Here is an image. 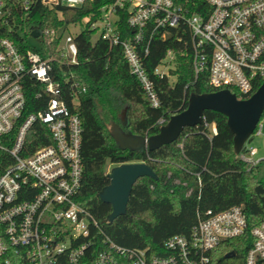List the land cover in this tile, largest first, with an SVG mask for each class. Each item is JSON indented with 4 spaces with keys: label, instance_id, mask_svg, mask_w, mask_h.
Masks as SVG:
<instances>
[{
    "label": "built area",
    "instance_id": "2783aa9c",
    "mask_svg": "<svg viewBox=\"0 0 264 264\" xmlns=\"http://www.w3.org/2000/svg\"><path fill=\"white\" fill-rule=\"evenodd\" d=\"M37 1L13 0L23 11ZM42 1L46 6L80 8L96 0ZM100 2L79 23L99 30L98 39L111 47H122L131 73L153 107L161 103L144 57L155 36L166 38L173 29L190 33L196 78L207 72L213 87H233L239 99L251 97L258 90L257 83L264 80V0ZM8 3L0 0V18L10 13ZM69 27L63 32L46 29L41 34L51 39L60 36L58 51L64 59L60 61L67 66L78 64L77 35ZM126 27L132 33L124 36ZM53 61L36 50L21 49L9 37H0V162L5 164L0 173V264H210L211 254L225 240L246 232V214L242 206H234L209 211L189 237L171 236L165 242V254L121 246L111 239L93 214L76 201L84 175V126L80 115L71 112L62 98ZM175 68L176 54L169 49L154 74L170 78ZM66 82L76 102L86 85L73 73ZM36 85L43 86L49 99L43 108L28 112L27 91ZM42 97L43 92L37 91L36 98ZM167 122L162 117L157 124L161 127ZM211 130L217 133L215 124ZM263 133L260 120L253 135ZM43 141L49 142L39 145ZM238 155L252 165L263 160L256 157L258 147L247 142ZM252 235L245 264H264V222L252 229ZM97 241L103 249L92 259L89 251Z\"/></svg>",
    "mask_w": 264,
    "mask_h": 264
},
{
    "label": "trees",
    "instance_id": "16d2710c",
    "mask_svg": "<svg viewBox=\"0 0 264 264\" xmlns=\"http://www.w3.org/2000/svg\"><path fill=\"white\" fill-rule=\"evenodd\" d=\"M100 4V0H96L80 8L65 5L50 7L38 0L31 9L23 11L19 4L9 0L11 11L0 18V37L11 38L23 50L30 48L40 52L44 58H55L54 77L62 84V98L70 111L78 113L83 121L84 175L76 201L93 214L116 243L129 248L148 249L155 254L166 253L165 242L171 236L189 237L194 226L200 219L206 218L209 211L217 213L242 206L248 221L246 232L225 240L211 254L210 264H245L247 251L254 242L252 229L264 222V178L260 175L259 164L245 162L235 153L234 135L225 115L206 110L205 121L186 127L178 139L152 151L122 149L110 133L111 124L116 123L126 133L154 135L160 130L157 124L160 118L169 120L172 115L187 108L190 93L222 89L210 84L207 72L195 77L189 31L182 33L180 29H173L166 38L155 36L149 54L144 57L160 99L161 105L157 108L152 106L141 83L131 73L122 47H111L102 39L93 40L94 31L89 26L76 36V65L61 63L60 60L64 59L58 51L60 36L51 39L43 35L38 38L40 47L29 43L28 32L31 34L34 29L63 32L96 11ZM125 23L123 20L122 26L125 27ZM131 33V29L126 27L124 36ZM178 36H182L183 40H178ZM145 45L144 42L140 48ZM169 49L176 54V68L170 71L175 77L174 82L167 76L154 74L155 67ZM71 73L86 85V91L77 94L76 102L73 90L66 82ZM263 83L264 80H260L255 89ZM34 87L27 91L28 112L43 108L49 99L43 86ZM229 88L237 93L235 88ZM37 91L43 92L41 100L36 98ZM212 124L217 127L216 134L212 133ZM253 139L254 135L249 141ZM130 162H146L158 179L139 178L133 186L126 213L107 223L112 206L99 196L110 182L107 168L110 164L115 166ZM4 167L5 164L0 162V173ZM102 249L103 245L95 242L89 251L92 259ZM231 251L236 255L225 258Z\"/></svg>",
    "mask_w": 264,
    "mask_h": 264
},
{
    "label": "water",
    "instance_id": "95a60500",
    "mask_svg": "<svg viewBox=\"0 0 264 264\" xmlns=\"http://www.w3.org/2000/svg\"><path fill=\"white\" fill-rule=\"evenodd\" d=\"M42 31L34 29L31 36L41 37ZM206 110L222 113L227 117V124L234 135V151L238 155L264 114V83L247 99H239L230 89H220L207 93L192 92L188 106L183 111L172 115L168 122L160 127L158 133L151 136H136L126 133L119 124L112 123L110 133L122 149L150 151L178 139L186 127H193L203 122ZM126 111L123 112L125 119ZM141 177L158 179L157 174L146 162H130L115 165L108 172L109 184L99 193L103 202L112 206V212L106 222L112 223L127 211L129 198L135 182ZM236 255L231 251L225 258Z\"/></svg>",
    "mask_w": 264,
    "mask_h": 264
},
{
    "label": "rangeland",
    "instance_id": "374dc122",
    "mask_svg": "<svg viewBox=\"0 0 264 264\" xmlns=\"http://www.w3.org/2000/svg\"><path fill=\"white\" fill-rule=\"evenodd\" d=\"M50 7H53V6L50 5ZM85 28H86L85 24L79 23V24H76V25H71L69 27V32L71 34H73V35H78ZM26 32H28V30H26ZM20 33L22 35H24L23 31H20ZM99 37H100V31L99 30L94 31L93 40H97ZM28 41H29V43L32 46L40 47L39 39L35 38V37H32L29 32H28ZM170 80L172 82H174L175 81V77L171 75L170 76ZM263 123H264V119H263ZM247 144L253 145V146H256V147L259 148V153H258V155L256 157H259V158L263 159L261 161V163L259 164V166H260V175L264 178V133L261 134V135L254 136V139L252 141L248 140ZM112 167H114V166L110 164L108 166V168H107V171L109 172Z\"/></svg>",
    "mask_w": 264,
    "mask_h": 264
},
{
    "label": "crops",
    "instance_id": "0c3cea01",
    "mask_svg": "<svg viewBox=\"0 0 264 264\" xmlns=\"http://www.w3.org/2000/svg\"><path fill=\"white\" fill-rule=\"evenodd\" d=\"M258 153H259V148H258Z\"/></svg>",
    "mask_w": 264,
    "mask_h": 264
}]
</instances>
